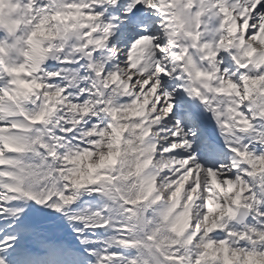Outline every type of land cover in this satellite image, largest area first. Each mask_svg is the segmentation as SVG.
<instances>
[{
    "label": "snow or ice",
    "instance_id": "snow-or-ice-1",
    "mask_svg": "<svg viewBox=\"0 0 264 264\" xmlns=\"http://www.w3.org/2000/svg\"><path fill=\"white\" fill-rule=\"evenodd\" d=\"M0 264H264V0H0Z\"/></svg>",
    "mask_w": 264,
    "mask_h": 264
},
{
    "label": "rangeland",
    "instance_id": "rangeland-1",
    "mask_svg": "<svg viewBox=\"0 0 264 264\" xmlns=\"http://www.w3.org/2000/svg\"><path fill=\"white\" fill-rule=\"evenodd\" d=\"M84 163H85V164H90L91 161H90L88 158H85Z\"/></svg>",
    "mask_w": 264,
    "mask_h": 264
}]
</instances>
